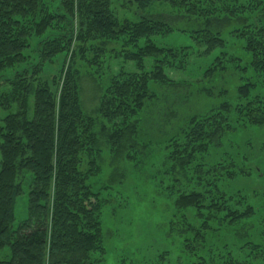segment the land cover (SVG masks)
<instances>
[{"label":"trees","instance_id":"obj_1","mask_svg":"<svg viewBox=\"0 0 264 264\" xmlns=\"http://www.w3.org/2000/svg\"><path fill=\"white\" fill-rule=\"evenodd\" d=\"M114 1L0 0V83L8 87L0 92V107L15 108L0 125V249L10 251L0 264H104L106 200L89 185L101 173L103 148L114 164L146 154L149 144L138 134L140 116L156 98L150 84L177 87L164 70H183L195 54L224 50L223 31L232 23L239 26L230 36L264 86V0H133L138 20L118 17ZM158 4L174 16L151 13ZM176 20L191 26L180 31L197 53L190 46L156 44L155 38L176 31ZM110 53L134 63L136 72L113 77L100 97L99 117H92L82 110L75 62L100 68ZM220 54L218 65L226 56ZM253 87L240 85L234 107L223 104L190 117L179 137L160 145L165 164L159 166L176 189L169 230L180 239L179 264H264V216L256 219L248 194L222 186L263 176L244 164V155L236 159L228 150L242 147L236 130L264 129V94L252 95ZM22 181L29 188L27 218L13 228ZM125 261L121 256L119 264Z\"/></svg>","mask_w":264,"mask_h":264},{"label":"rangeland","instance_id":"obj_2","mask_svg":"<svg viewBox=\"0 0 264 264\" xmlns=\"http://www.w3.org/2000/svg\"><path fill=\"white\" fill-rule=\"evenodd\" d=\"M130 1L133 0L114 1L115 13L120 18L138 20L135 6H131ZM149 11L174 16L172 10L165 5H155ZM238 26L239 24L232 23L224 29V50H215L207 56L195 54L191 63L183 70L166 68L164 73L168 79L178 83L177 87L150 84V89L156 92V98L147 103L146 110L142 112L138 134L142 142L149 144L146 154H141L139 158L136 156L138 160L129 164L124 161L114 164L106 148H103L104 153L100 158L101 173L91 178L89 185L93 192L100 193V198L106 200L101 215L106 250L104 264H119L121 256L126 258L125 264H179V257H183L180 239L169 230V224L173 220L176 189L172 187L171 176L164 173L163 166H159L160 162L165 164L160 145L168 138L179 137L190 117L207 115L223 104L234 107L237 102V88L242 84L254 85L252 95L264 94V86L249 66V56L241 43L229 34L231 29ZM173 27L176 31L168 36L155 38L156 44L164 48L190 46L197 53V46L192 38L180 31L184 29L189 32L191 26L176 20ZM73 38L72 36L71 50L65 58L66 62L74 49ZM111 48L113 47L110 46L109 49ZM114 48L117 49L116 46ZM199 51H204V48ZM221 52L226 56L221 58L218 65L217 58L221 57ZM31 55L36 57L33 52ZM87 57H91L90 53ZM231 57L235 59L234 62L228 61ZM103 59L100 68H91L78 59L75 62V68L81 77L79 99L82 110L92 117H99L96 110L100 97L113 77L121 70L126 73L136 72L134 63L125 62L114 56V53L107 54ZM216 65L217 69L212 72L210 69ZM145 67L147 71H151L152 61L149 58L145 60ZM4 85L2 81L0 92L8 89ZM14 109L5 110L0 107V125ZM230 114L228 117L232 120ZM234 136L240 139L239 145L242 147L234 144L233 149H228L230 155L237 157L236 159L245 156L247 161L243 160L244 164L256 174L261 170L263 176L255 177L253 174L254 177H237L225 181L222 186L228 193L241 191L248 194L249 201L258 210L256 219L259 221L264 216V129H239L234 132ZM247 143L249 145L246 148ZM210 160H214L213 157ZM21 183L23 193L16 199L13 228H17L27 218L29 188L27 181ZM165 250H169V255L164 256ZM9 258V248L0 249V260ZM182 264L187 263L184 261Z\"/></svg>","mask_w":264,"mask_h":264}]
</instances>
